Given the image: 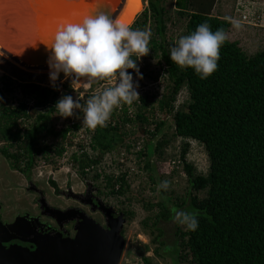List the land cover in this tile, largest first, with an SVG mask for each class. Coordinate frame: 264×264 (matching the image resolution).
<instances>
[{"label":"trees","instance_id":"obj_1","mask_svg":"<svg viewBox=\"0 0 264 264\" xmlns=\"http://www.w3.org/2000/svg\"><path fill=\"white\" fill-rule=\"evenodd\" d=\"M144 2V9L130 25L132 29L152 33L148 55L136 60L142 64L139 71L143 78L139 79L142 82L146 78L157 80L162 74L165 86L160 94L144 92L130 109L126 105L121 111L114 109L107 126H97L92 134L91 144L96 154L93 157L87 152L75 154L73 159L84 175L86 168L98 165L108 153L118 151L120 154L124 149V157L128 159L132 149L143 141L138 157L144 156V169L153 185H157L161 175L151 158L154 155L166 158L165 148L178 136L198 141L207 151L209 169L206 173L197 172L188 161L190 144L185 141L180 158L190 194L184 198L174 195L175 190H162L158 200H147L148 214L141 222V229L150 241L139 245L142 262L154 264L152 260L156 256L172 264H264V48L249 53L239 40H230L227 36L220 48L218 69L202 80L193 68L181 70L173 63L170 48L181 36L191 34L204 22L213 32L222 27L228 35L232 23L214 14L220 0ZM180 23L183 32L170 36L171 27ZM153 63L159 70L146 71ZM127 71L137 75L133 69ZM109 80L92 84L87 96L79 100L81 104L105 89L95 92L96 85ZM0 82V96L5 94L11 98V101L0 98V139L16 150L5 147L1 154L20 171L33 170L39 158L55 162L65 151L69 133L81 127L77 121L66 122L62 128L53 122L59 96L57 88L29 82L19 86L18 93L23 96L17 97V89L9 77L3 76ZM67 87L66 95L79 99V92L75 93L69 84ZM185 88L189 99L176 106ZM129 110H133V117L128 115ZM157 112L159 117L151 119ZM167 115H172L171 121L176 125V132L171 135L165 132ZM127 125L131 129L126 130ZM160 133H164L163 137L154 142ZM114 162L120 164L117 160ZM96 173L95 179L104 178V182L99 183L100 191L110 201L123 196L133 201L127 195L131 191L127 171L104 176ZM201 192L204 196H199ZM172 207L198 212L199 227L193 232L176 223L174 241L169 242L164 239V222L173 221ZM122 209L131 222L134 210ZM150 249L154 250V255L147 254Z\"/></svg>","mask_w":264,"mask_h":264},{"label":"clouds","instance_id":"obj_2","mask_svg":"<svg viewBox=\"0 0 264 264\" xmlns=\"http://www.w3.org/2000/svg\"><path fill=\"white\" fill-rule=\"evenodd\" d=\"M253 2H256V6ZM143 3L145 4L144 1ZM233 11L235 12V17L230 18L220 16L215 12L214 14L221 18L229 19L232 23L231 27L237 29L246 28L247 26L257 27L263 25L264 8H262L260 4L258 5V0H237ZM247 11L260 16L257 24L245 23L242 20V14ZM234 18H237L238 21ZM151 35L152 33L150 30L132 29L130 26L114 21L102 13L96 16L89 14L85 15L78 22L65 20L58 23L49 39L44 42L47 47L51 49L48 60L51 81L55 82L59 78V74L63 72L65 77H71L73 82H79L83 78V80L89 85L112 78H116L118 82L115 85H110L112 87H107L100 93L92 95L84 104H81L79 100H74L71 95L63 96L56 102L55 109L57 114L61 117L67 118L74 115V110L80 109L83 113L82 125L95 131L97 126H107V121L110 119L111 113L114 109L119 108L121 111L123 105H131L136 100L139 102L140 94L136 91L139 84L134 83L133 75L127 70L133 69L139 78H143L139 71L142 64L136 62V60L148 55L150 51L149 43ZM227 36L228 35H226L222 27L217 28L216 31L213 32L207 22L201 23L197 26L194 32L189 35L181 36L175 41L174 46L170 48V59L181 70L191 67L200 79H207L218 69L220 48L226 41ZM3 55L5 54L3 53ZM133 57H135V59H133ZM137 63L139 64V67ZM33 83L38 84L36 82ZM91 88L92 85L88 89ZM187 93L189 96V92ZM4 96L6 95L4 94ZM0 98L6 100L3 99L2 96H0ZM188 99L189 98L186 97L182 100L179 96L176 106H179ZM30 105L34 104L31 103ZM128 107L129 109L131 108V106ZM132 111L133 110H129L128 112L130 117H133ZM157 117H159L158 112L151 115L150 118L156 119ZM171 118L172 115H167V117L164 118L166 122L164 125V127H166L165 132L168 134L171 131V129L168 130V127H171L167 123L168 121H171ZM171 125L173 127V132H176V125L173 120L171 121ZM151 127L154 128L153 126ZM79 129L80 128L73 129L72 132L69 133L65 151L61 156L57 157L55 162L45 158L38 159L41 162V166H35L34 171L40 178H42V176L52 178L56 175L55 171L58 175H82L83 178L84 176L88 178H96V172L102 173V176L113 174L107 172V166L103 164L104 159L98 165H91L90 168H86L84 175L80 173L78 164H76L73 159V155H81L87 152L89 156L93 157L96 152L93 150L91 144L92 135L90 141L74 140V135H77ZM93 133L94 132H92V134ZM163 134L164 133H160L154 139V142H158L163 137ZM69 140L73 143H70ZM3 142L4 139H0V147L3 145ZM68 150L72 151L71 155L67 153ZM121 150H123L121 153H124L125 155L124 149ZM142 150L143 144L140 143L133 148L130 153L132 155L136 154V157H138V153ZM115 152L116 151L113 153ZM153 157L151 158V161L155 167L158 168L159 174L162 176L168 177L176 174L180 169V165L183 167L180 154L178 159L168 161H165V158L154 160ZM61 159H65V161L61 162ZM114 161H116V159ZM168 163L172 164L173 167L168 166ZM64 166L66 167L64 168ZM73 168L77 169V173ZM91 173L92 176H90ZM100 179H95L98 181V184ZM102 181L104 182L103 177ZM170 184L171 182L168 180L160 181L157 190L167 191ZM122 211L128 223L129 219L126 216L125 211L123 209ZM171 211L174 213V222L185 227L186 230L194 232L199 227V221L197 219V216L199 215L198 212H186L178 210L175 207H172Z\"/></svg>","mask_w":264,"mask_h":264},{"label":"water","instance_id":"obj_3","mask_svg":"<svg viewBox=\"0 0 264 264\" xmlns=\"http://www.w3.org/2000/svg\"><path fill=\"white\" fill-rule=\"evenodd\" d=\"M27 1L30 2V7L14 11V5H11V11L6 13L3 8L8 4H3L5 2L0 0V14L5 13L3 22H0V49L18 65L36 70H50L48 60L51 49L44 42L49 39L57 25L52 23L53 14L71 10L75 14L62 15V19L78 22L85 15L96 16L102 13L115 21L125 4V0ZM36 1H42L44 6L40 7ZM34 10L36 13H33ZM19 17H24L25 24H22L28 27V31L24 30L25 36L18 32L21 29L15 24ZM4 30L7 33L3 34ZM30 63L36 66L29 65ZM137 65L139 67L138 63ZM82 201L89 204L93 211L100 210L105 215L106 227L85 212H77L76 215L72 210L62 212L53 209L48 206L44 197L42 208L45 210L42 214L56 218L61 224L64 214L71 220L78 219L73 237H64L59 232L43 234L29 231L32 222L25 220L29 215L17 216L11 222L0 219V264H121L127 245V238L123 234L127 223L124 213L114 216L112 208L101 202L95 204L92 200ZM2 208L0 204V209ZM31 219L38 220L35 217ZM7 231L23 238L30 237L31 240L23 239L26 241L24 242L18 237H8Z\"/></svg>","mask_w":264,"mask_h":264},{"label":"rangeland","instance_id":"obj_4","mask_svg":"<svg viewBox=\"0 0 264 264\" xmlns=\"http://www.w3.org/2000/svg\"><path fill=\"white\" fill-rule=\"evenodd\" d=\"M144 1V0H143ZM237 0H220L218 5L215 7L214 12L217 13L220 16L223 17H235V12L233 11V8L235 7ZM253 4L256 6V2ZM261 5L262 8H264V0H258V5ZM143 8L145 7V4L143 3ZM143 10V9H142ZM141 10V11H142ZM235 10V9H234ZM140 11V12H141ZM236 21H238L237 18H234ZM262 26H247L246 28H230V33L228 34L231 40L240 39L241 45L249 52V53H255L257 50L264 48V21L262 23ZM172 31L169 33L170 36H177L178 34H181L184 30L183 24L180 23L176 27H171ZM144 66V64H143ZM152 71V70H159V66L156 63H153L152 66H150L149 69H146V71ZM50 70L43 71V70H36V69H29L26 67H22L21 65L16 64L10 58L6 57L1 53L0 51V81L2 76H8L10 80L12 81L13 86L17 89V97H22L23 95L21 93H18L19 86L22 84H25L27 82H36L40 84V86L47 87V88H53L56 87L57 91L59 93L58 100L62 98L63 96H66V92L69 91V88L67 87V84L71 86V88L74 90L75 93L79 92V99H83V97L87 96V93L91 87L86 81L82 80L79 82H73V79L71 77H65L64 73L61 72L59 74V78L53 82L50 80ZM134 83H138L139 87L136 88V91L139 92L140 96L144 92H149L150 94L155 93H161L163 90V87L165 86V80L164 75H159V78L157 80H152L150 78H146L144 82H142L139 79V76H133ZM109 83H101L96 85L95 92L100 91L106 86L115 85L118 81L116 78H112L108 81ZM84 84V85H83ZM1 85V82H0ZM85 86H88L86 88ZM187 89H183L181 92V99L184 100L186 97H188ZM158 94V95H159ZM4 97V95H3ZM84 97V98H85ZM7 100H10L11 98H6ZM33 102V101H32ZM130 106V105H126ZM123 107V106H122ZM42 108V107H41ZM45 110V108H43ZM79 112H82L80 109L74 110V115L71 117H61L59 114L54 113L53 114V122L58 125V128H61L65 125L66 122L71 124L72 122H80L81 127L77 132V135H74L75 141H90L92 132L94 130L88 129L82 125L83 115H80ZM171 128L168 127V130L171 129L169 135L173 132V127L171 125V121H168V123ZM173 124V123H172ZM154 127V126H153ZM131 129L130 125L126 126V130ZM48 141V140H47ZM187 141L190 144V148L188 151V160L190 163H192L195 167L197 172L200 173H206L209 169V158L207 155V152L204 148V146L199 143L198 141L191 140V139H184L181 137L173 138L171 143L165 148V161L168 160H174L179 158V154L182 149L183 143ZM143 144V141L141 142ZM123 150L120 151V154L117 152L108 154L104 158L103 164L107 166V172L113 173L115 175H118L120 172L129 173L128 178L130 179V186L131 191L127 193V195H130L131 198H133V201L130 202L126 196L116 198L114 201L115 204H118L120 208L125 207L127 209H132L135 212V216L131 220V222L128 221L127 225L125 226L126 233L125 236L127 238V246L125 248L124 255L122 257V264H144L141 260V253L142 250H140V244H147L150 241L149 236L145 235L141 229V222L144 219V217L148 214L145 205H147V200L155 202V200L160 198L161 194H163L162 190L158 191V184L153 185L149 179L148 172L144 169V156L143 158L136 157L135 155L129 154L128 159L124 157V153H121ZM68 154H72L71 150L67 151ZM96 154V153H94ZM170 158V159H168ZM117 160V163H114V160ZM154 160L158 159V156L155 155L153 157ZM65 159H61V162H64ZM2 166H0V176L5 173L7 175V179L5 183L8 185H12L14 182V179H10L9 177H12V173L9 174L11 171V168L9 167L6 159L1 156ZM70 164V162H69ZM115 164V166H114ZM38 166H41V162L39 161L37 163ZM66 166H64L65 168ZM73 170L77 173V169L73 168ZM184 168L182 165H180V169L178 173L171 175L170 177L162 176L161 175V181L168 180L171 182L169 191L175 190L176 192L174 195L179 194L180 196L188 197L189 192V183L187 180V175L184 172ZM55 174L57 172L55 171ZM79 176V175H77ZM92 176V173L90 174ZM3 177L1 176L0 182L3 180ZM13 178V177H12ZM3 182V181H2ZM99 183H103L102 178L99 180ZM96 184H98V181H96ZM5 186V184H4ZM16 186V184H15ZM9 191V190H8ZM199 196H204V192L198 193ZM17 195V192H14L15 196ZM12 197V196H11ZM9 197V199H11ZM7 201H9L7 199ZM120 201H125L126 203L123 204ZM11 203V202H10ZM9 203V204H10ZM165 226V238L169 242L174 241V232L176 223L173 221L164 222ZM166 247V246H165ZM168 247V246H167ZM166 247V248H167ZM168 251V249H166ZM163 254L165 257L169 260V255L165 254L164 248L162 249ZM148 255H154V250L150 249V251L147 253ZM152 263L154 264H172L171 261L165 262L160 257L154 256V259L152 260Z\"/></svg>","mask_w":264,"mask_h":264},{"label":"flooded vegetation","instance_id":"obj_5","mask_svg":"<svg viewBox=\"0 0 264 264\" xmlns=\"http://www.w3.org/2000/svg\"><path fill=\"white\" fill-rule=\"evenodd\" d=\"M3 95L2 98L6 99L7 97H3ZM20 126L24 128L25 124ZM5 147L12 151H16L14 150L15 148L4 140L3 145L0 147V160L1 156L2 158L4 157L1 154V150ZM4 158L6 159V157ZM6 161L11 168L9 174L12 173L13 177L9 178L12 180L14 179V183L12 185L5 183L7 175L3 172L1 175L3 177V182H0V204L3 207L0 209V219L4 222H11L20 215H29L28 219H25L26 221L31 220L32 222L28 229L29 231L41 232L43 234H55L59 232L62 233L64 237H73L76 234L75 228L78 224V219L73 218V220H71L68 215L64 214L63 224H61L56 218L42 214L45 210V208H42L43 197L48 206L53 209H59L58 211L62 212L72 210L74 214L77 212H85L104 227H106L105 215L100 210L93 211L91 206L84 203L82 199L88 202L92 200L95 204L101 202L102 204L110 206L114 216H118L123 212L118 204L110 201L104 193H101L100 186L96 184L95 178H88L85 176L83 178L82 175L65 176L64 174H56L52 178H46L45 176L40 178L34 169L30 171H20L19 169L13 168L7 159ZM38 161L39 160H37L35 164L36 167H38ZM0 166H2V162H0ZM14 192H17V195L13 196ZM9 197H11V199H9ZM7 199L9 201H7ZM30 217L38 218V220L31 219ZM123 234L125 235V230ZM6 235L8 237L13 236L18 237V239L21 238L22 241H24L23 239L28 241L31 240L30 237L23 238L16 234L9 233V231L6 232Z\"/></svg>","mask_w":264,"mask_h":264},{"label":"bare ground","instance_id":"obj_6","mask_svg":"<svg viewBox=\"0 0 264 264\" xmlns=\"http://www.w3.org/2000/svg\"><path fill=\"white\" fill-rule=\"evenodd\" d=\"M3 2H5L3 4H8V6H5L4 8L1 7L4 9V11H6V13L10 10L11 5H14V11H20V9L22 7L27 8V7L31 6L30 2L27 3L28 2L27 0H3ZM37 3L39 4L40 7L44 6L42 1H38V2L36 1V4ZM143 6H144L143 0H125V4H124L123 8L121 9L120 13L118 14V16L116 17L115 21L130 26L132 24V22L134 21L135 17L137 16V14L143 9ZM33 13H36V10H34ZM4 15H5V13L2 15L0 14V22H3ZM23 18L24 17H19L15 20L16 27L21 29V30H18V32L21 33L22 35L25 34L24 30L28 31V27H24V25L22 24V23L25 24V22H23V21H25V20H23ZM19 19H22V20H19ZM26 24H28V23H26ZM9 25H10V23H9ZM6 31L7 30H4L3 34L7 33ZM13 37H14V35H13ZM36 45H38V44H36ZM13 47H16V46H13ZM0 48H1V45H0ZM29 65L36 66L33 63H30ZM43 71H47V70H43Z\"/></svg>","mask_w":264,"mask_h":264},{"label":"built area","instance_id":"obj_7","mask_svg":"<svg viewBox=\"0 0 264 264\" xmlns=\"http://www.w3.org/2000/svg\"><path fill=\"white\" fill-rule=\"evenodd\" d=\"M259 18H260L259 15H255V13H253V12L251 13L250 11H247V12L242 14V20L245 23L257 24ZM168 166H172V164L168 163Z\"/></svg>","mask_w":264,"mask_h":264},{"label":"snow or ice","instance_id":"obj_8","mask_svg":"<svg viewBox=\"0 0 264 264\" xmlns=\"http://www.w3.org/2000/svg\"><path fill=\"white\" fill-rule=\"evenodd\" d=\"M74 14L75 13L73 11H71V10H66L62 14H53V16L51 18L52 19V23L58 24V23L64 21L62 19V15H74Z\"/></svg>","mask_w":264,"mask_h":264},{"label":"crops","instance_id":"obj_9","mask_svg":"<svg viewBox=\"0 0 264 264\" xmlns=\"http://www.w3.org/2000/svg\"><path fill=\"white\" fill-rule=\"evenodd\" d=\"M229 33H230V32H229ZM229 33H228V34H229ZM228 38L230 39L229 35H228ZM235 40H239V41H240V39H235ZM240 43H241V42H240Z\"/></svg>","mask_w":264,"mask_h":264}]
</instances>
